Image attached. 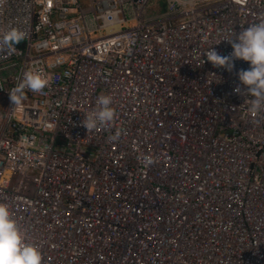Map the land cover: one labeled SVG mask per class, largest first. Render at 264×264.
<instances>
[{
    "label": "built area",
    "instance_id": "2783aa9c",
    "mask_svg": "<svg viewBox=\"0 0 264 264\" xmlns=\"http://www.w3.org/2000/svg\"><path fill=\"white\" fill-rule=\"evenodd\" d=\"M159 5L0 0V37L26 33L0 48V203L42 264H264V111L234 92L249 62L204 56L231 54L264 0ZM28 70L51 81L14 111ZM101 95L116 117L88 132Z\"/></svg>",
    "mask_w": 264,
    "mask_h": 264
},
{
    "label": "clouds",
    "instance_id": "9594fccd",
    "mask_svg": "<svg viewBox=\"0 0 264 264\" xmlns=\"http://www.w3.org/2000/svg\"><path fill=\"white\" fill-rule=\"evenodd\" d=\"M26 38V33L18 28H10L0 37V48L14 52L16 46ZM232 46V53L225 56L220 54L215 47H211L204 56L213 67L226 69L232 72L235 61L243 60L250 63V68L241 69L237 73L240 84L234 92L245 97H252L248 111L258 115L264 111V20L243 28L239 34L227 40ZM51 76L39 71H25L20 82L9 92L12 110H18L26 97V90L34 93L42 92L50 83ZM113 98L110 95H101L97 99V109L90 114H85L82 124L89 131L98 127H106L116 117L112 107ZM117 131L110 139L117 141L120 138ZM151 164L153 161L145 157ZM0 264H42L40 248L27 243L24 233L13 219L7 204L0 203Z\"/></svg>",
    "mask_w": 264,
    "mask_h": 264
},
{
    "label": "rangeland",
    "instance_id": "374dc122",
    "mask_svg": "<svg viewBox=\"0 0 264 264\" xmlns=\"http://www.w3.org/2000/svg\"><path fill=\"white\" fill-rule=\"evenodd\" d=\"M159 7L160 9L157 11V13H161L162 12V6L164 5V0H159ZM84 6H87V2H83ZM23 43V41L21 42ZM35 177L32 176L30 180H24L21 176H15L14 177V186H12L15 189H19V188H29L32 187L33 181H34Z\"/></svg>",
    "mask_w": 264,
    "mask_h": 264
},
{
    "label": "bare ground",
    "instance_id": "6f19581e",
    "mask_svg": "<svg viewBox=\"0 0 264 264\" xmlns=\"http://www.w3.org/2000/svg\"><path fill=\"white\" fill-rule=\"evenodd\" d=\"M248 264H250V263H248Z\"/></svg>",
    "mask_w": 264,
    "mask_h": 264
}]
</instances>
